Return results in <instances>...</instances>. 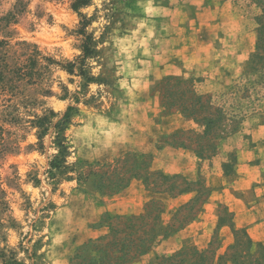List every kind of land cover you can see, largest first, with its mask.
<instances>
[{"label":"rangeland","instance_id":"obj_1","mask_svg":"<svg viewBox=\"0 0 264 264\" xmlns=\"http://www.w3.org/2000/svg\"><path fill=\"white\" fill-rule=\"evenodd\" d=\"M230 1L194 25L187 0H0V264H89L111 225L148 231L160 210L149 252L192 224L209 243L152 264H264V83L249 76L264 0ZM167 78L234 120L205 135L165 108Z\"/></svg>","mask_w":264,"mask_h":264},{"label":"trees","instance_id":"obj_2","mask_svg":"<svg viewBox=\"0 0 264 264\" xmlns=\"http://www.w3.org/2000/svg\"><path fill=\"white\" fill-rule=\"evenodd\" d=\"M262 18L258 23V41L256 51L252 57V67L249 76L262 73L263 79L261 78V83H264V16ZM90 41L89 38L85 41L83 47L84 58L89 57L93 53ZM172 81H174L173 84ZM250 83L253 84L255 82L250 81ZM164 84L165 91L163 98L165 108H168V110L176 108L185 118L192 119L199 124L203 128L205 135L213 133L219 127L225 129L229 125L228 122L234 120V117H232V120L229 118L223 106L220 107L213 102L212 97L196 94L189 82L167 78ZM72 111L74 109L70 107L68 112L54 127L55 139L53 143L59 153L51 162L52 170H58L62 166L63 158L67 154L68 147L65 144L64 130L70 122V112ZM45 121H48V119H43L42 122ZM181 193H184V191ZM154 203L152 201L149 205H153ZM161 213L160 210L158 215L153 217L154 224L148 231L145 230L147 225H142L144 220L148 218L145 216L125 218L123 228L111 225L109 233L105 237L94 240L86 245V247H89L92 244V248H94V253L96 254L89 259V264H130L136 258L148 253L151 245L157 240L162 231V228H158L157 226L160 222ZM135 221L140 222V224L136 225ZM179 257L180 255L166 256L162 259V262L171 261V264H181L182 262H174ZM80 258L78 252L72 259V264ZM8 264L18 263L10 261Z\"/></svg>","mask_w":264,"mask_h":264},{"label":"crops","instance_id":"obj_3","mask_svg":"<svg viewBox=\"0 0 264 264\" xmlns=\"http://www.w3.org/2000/svg\"><path fill=\"white\" fill-rule=\"evenodd\" d=\"M188 7H192L195 10L194 14V25H197V21H199L200 17L203 16L204 13L207 11L215 12L216 14L220 12H231L234 10V4L231 3L230 0H187ZM134 187H137V184H132L124 194L129 193ZM185 237H193L194 238V245L198 249H203L206 247V245L209 243L208 235L206 232L201 228L200 226H194L193 224L187 227L186 229L180 230L179 232L175 233L174 235L168 237L167 239H164L163 243L160 245H156L157 247H154V250L151 252H148L138 258H136L134 261H132L131 264H152L155 259V255L159 254V251L161 248L164 247V245H171V246H178L181 239H184ZM228 245V244H227ZM226 245V246H227ZM224 246V247H226ZM182 248L179 246V248H175L174 251L179 250ZM154 251L156 254H154ZM154 257V258H153ZM134 262V263H133Z\"/></svg>","mask_w":264,"mask_h":264}]
</instances>
